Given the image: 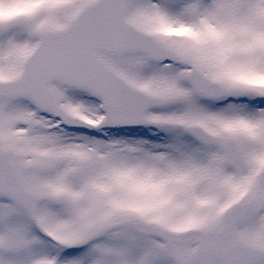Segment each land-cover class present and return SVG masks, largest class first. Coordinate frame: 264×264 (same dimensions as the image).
<instances>
[{
  "label": "snow or ice",
  "instance_id": "obj_1",
  "mask_svg": "<svg viewBox=\"0 0 264 264\" xmlns=\"http://www.w3.org/2000/svg\"><path fill=\"white\" fill-rule=\"evenodd\" d=\"M0 264H264V0H0Z\"/></svg>",
  "mask_w": 264,
  "mask_h": 264
}]
</instances>
